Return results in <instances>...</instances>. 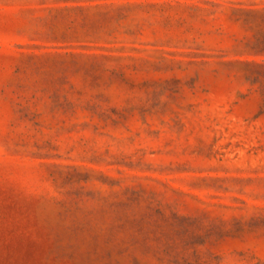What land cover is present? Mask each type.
Segmentation results:
<instances>
[{"label": "rangeland", "instance_id": "374dc122", "mask_svg": "<svg viewBox=\"0 0 264 264\" xmlns=\"http://www.w3.org/2000/svg\"><path fill=\"white\" fill-rule=\"evenodd\" d=\"M0 264H264V0H0Z\"/></svg>", "mask_w": 264, "mask_h": 264}]
</instances>
